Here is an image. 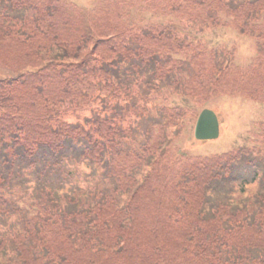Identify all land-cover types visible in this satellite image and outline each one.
<instances>
[{
	"label": "trees",
	"instance_id": "16d2710c",
	"mask_svg": "<svg viewBox=\"0 0 264 264\" xmlns=\"http://www.w3.org/2000/svg\"><path fill=\"white\" fill-rule=\"evenodd\" d=\"M220 26L264 56V0H0V264H264V120L170 153L177 98L264 104Z\"/></svg>",
	"mask_w": 264,
	"mask_h": 264
},
{
	"label": "rangeland",
	"instance_id": "374dc122",
	"mask_svg": "<svg viewBox=\"0 0 264 264\" xmlns=\"http://www.w3.org/2000/svg\"><path fill=\"white\" fill-rule=\"evenodd\" d=\"M78 4L90 5L97 0H75ZM198 37L208 42L210 46H223L234 50L235 58L232 64L238 68L242 77L261 73L264 68V56L256 45L257 38L249 33L240 34L232 27H217L207 29ZM223 49V48H222ZM189 108L191 121L187 119L181 134L175 138L170 146V153L174 156L194 157L198 155H214L233 150L243 145H251L257 139L260 131L259 122L264 120V104L243 98L236 94H221L205 100L198 98H177ZM216 111L220 121V136L216 139L198 140L194 134L195 122L204 108ZM185 157V156H184ZM175 168L181 162H174Z\"/></svg>",
	"mask_w": 264,
	"mask_h": 264
},
{
	"label": "water",
	"instance_id": "95a60500",
	"mask_svg": "<svg viewBox=\"0 0 264 264\" xmlns=\"http://www.w3.org/2000/svg\"><path fill=\"white\" fill-rule=\"evenodd\" d=\"M220 135V121L216 112L206 108L201 111L195 126V137L199 140L216 139Z\"/></svg>",
	"mask_w": 264,
	"mask_h": 264
}]
</instances>
